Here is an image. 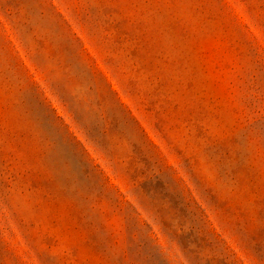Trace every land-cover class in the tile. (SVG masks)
I'll return each instance as SVG.
<instances>
[{
	"label": "rangeland",
	"instance_id": "obj_1",
	"mask_svg": "<svg viewBox=\"0 0 264 264\" xmlns=\"http://www.w3.org/2000/svg\"><path fill=\"white\" fill-rule=\"evenodd\" d=\"M0 264H264V0H0Z\"/></svg>",
	"mask_w": 264,
	"mask_h": 264
}]
</instances>
